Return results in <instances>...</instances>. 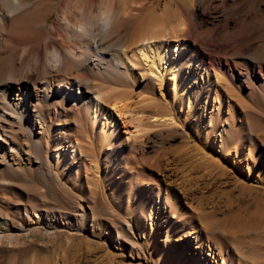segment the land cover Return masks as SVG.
Segmentation results:
<instances>
[{
	"label": "rangeland",
	"instance_id": "374dc122",
	"mask_svg": "<svg viewBox=\"0 0 264 264\" xmlns=\"http://www.w3.org/2000/svg\"><path fill=\"white\" fill-rule=\"evenodd\" d=\"M149 2L151 9L125 26V41L173 4ZM224 4L209 0L194 32L202 72L218 73L205 77L207 85L194 78L183 91L180 81L166 76L162 92L156 82L119 88L130 93L127 102L133 112L153 106L160 110L147 131L133 134L134 120L126 119L129 136L121 125L117 147L95 142L75 166L55 161L54 154L64 150L68 138L87 139L54 131L42 144L41 160L28 151L11 158L7 169L0 165V232L20 237L16 247L8 241L0 244V264L15 256L19 264H264V183L256 196L255 187L241 185L253 168L237 165L239 177L246 178L239 184L238 176L224 175L202 155L212 156L218 141L223 148L215 151L221 152L220 164L228 171L240 142L247 152L249 145L254 153L264 150V123L250 124L246 117L257 100L264 103V0ZM240 68L251 72L250 82L241 83L236 75ZM224 78L239 95L222 85ZM196 93L192 114L188 96ZM218 97L222 107L213 115L216 109L210 104ZM213 119L214 131L209 128ZM122 147V165L114 167ZM157 199L162 207L168 205L165 217L149 214ZM27 228L31 231L22 232ZM110 235L117 243H108ZM121 243L129 246L134 259L131 250L116 248Z\"/></svg>",
	"mask_w": 264,
	"mask_h": 264
},
{
	"label": "bare ground",
	"instance_id": "6f19581e",
	"mask_svg": "<svg viewBox=\"0 0 264 264\" xmlns=\"http://www.w3.org/2000/svg\"><path fill=\"white\" fill-rule=\"evenodd\" d=\"M208 1L172 0L171 8L166 7L157 15L149 17L144 28L127 42L124 37L125 26L141 12L151 9L152 5L147 4L149 0H20L19 4L5 0L0 5L2 168L7 169L11 158L25 155L28 151L41 160L42 144H47L45 138L54 131L77 133L76 136L87 139L82 142L75 137L68 138L62 152L54 148L58 151L54 154L55 161H70L73 166L79 161V156L95 142L101 147H117L121 141L120 126L124 125L126 136L131 132L129 124L125 123L126 119L134 120L131 127L134 129L133 134L147 131L152 124L150 119L160 115V110L153 106L149 107L150 110L133 112L127 102L131 98L130 93L126 89L119 90L120 87L134 89L138 83L156 82L162 92L166 76L172 77L174 83L180 81L183 91H186L185 86L190 79L199 80L203 87L207 85L205 77L209 79L212 73L216 76L218 73L214 69H206V74L202 72L197 60L199 53L195 49L198 36L194 32L201 24L200 14ZM216 1L224 4L227 0ZM113 48L117 50L116 53L111 52ZM250 73L241 68L236 71L241 83L250 82ZM222 74L225 75V71ZM221 81L228 91L238 92L225 78ZM198 96V93L190 94L188 100ZM211 96L210 90L208 97ZM195 103L198 102L191 101L188 108L192 114ZM221 103L218 97L210 104V109H216L213 115L220 113ZM255 108H260V111L253 110ZM126 114L130 116L125 118ZM246 117L250 124L252 121L264 123L262 100H257L250 107ZM212 121L209 128L214 131L217 126L215 120ZM165 122L163 119L161 124ZM258 138L262 142L264 137ZM245 145V142H240L232 151L235 161L231 162L232 168L228 171L220 164L223 158L221 152L216 153L217 148H221V151L223 148L218 141L213 144L212 156L202 155L206 161L218 165L224 175L229 173L239 177L236 172L238 164L248 170V167L253 168L249 170L250 182L247 179L246 184L241 185L245 188L252 185L256 189V196H259L262 189L259 185L264 183V159L261 157L264 150L254 153L253 146L249 145L247 152L244 150ZM125 149L122 147L116 152L112 166L117 167L122 163L121 156ZM242 177L236 182L240 184V180L245 181L246 178ZM158 199L149 208V214L165 217L168 205L162 207ZM1 224L3 221L0 219ZM29 231L27 228L22 232L27 234ZM15 233L1 231L0 244L8 241L11 248L20 245V237ZM108 243L114 244L117 240L110 235ZM116 248L122 253L131 250L124 243ZM130 252V258L134 259L133 251ZM7 264H19L18 256Z\"/></svg>",
	"mask_w": 264,
	"mask_h": 264
},
{
	"label": "clouds",
	"instance_id": "9594fccd",
	"mask_svg": "<svg viewBox=\"0 0 264 264\" xmlns=\"http://www.w3.org/2000/svg\"><path fill=\"white\" fill-rule=\"evenodd\" d=\"M5 0H0V5L4 4ZM11 3L13 4H19L20 0H11ZM10 15L14 14V13H9Z\"/></svg>",
	"mask_w": 264,
	"mask_h": 264
}]
</instances>
